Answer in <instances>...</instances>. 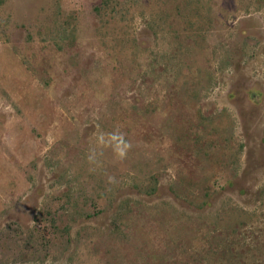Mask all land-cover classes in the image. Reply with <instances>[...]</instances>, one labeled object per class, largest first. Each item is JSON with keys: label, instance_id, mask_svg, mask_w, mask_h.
<instances>
[{"label": "rangeland", "instance_id": "1", "mask_svg": "<svg viewBox=\"0 0 264 264\" xmlns=\"http://www.w3.org/2000/svg\"><path fill=\"white\" fill-rule=\"evenodd\" d=\"M0 264H264V0H0Z\"/></svg>", "mask_w": 264, "mask_h": 264}, {"label": "clouds", "instance_id": "2", "mask_svg": "<svg viewBox=\"0 0 264 264\" xmlns=\"http://www.w3.org/2000/svg\"><path fill=\"white\" fill-rule=\"evenodd\" d=\"M124 153L123 152H121V155H123Z\"/></svg>", "mask_w": 264, "mask_h": 264}]
</instances>
